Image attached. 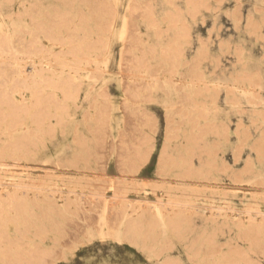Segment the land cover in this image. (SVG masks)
<instances>
[{"label": "rangeland", "instance_id": "rangeland-1", "mask_svg": "<svg viewBox=\"0 0 264 264\" xmlns=\"http://www.w3.org/2000/svg\"><path fill=\"white\" fill-rule=\"evenodd\" d=\"M263 180L264 0H0V264H264Z\"/></svg>", "mask_w": 264, "mask_h": 264}, {"label": "bare ground", "instance_id": "bare-ground-1", "mask_svg": "<svg viewBox=\"0 0 264 264\" xmlns=\"http://www.w3.org/2000/svg\"><path fill=\"white\" fill-rule=\"evenodd\" d=\"M153 1H154V0H153ZM43 2H44V1H43ZM116 2H117V1H116ZM129 2H130V1H129ZM150 3H151V2H150ZM39 5H41V4H39ZM165 6H167V5H165ZM40 7H41V6H40ZM43 8H44V7H43ZM43 8H42V9H43ZM115 8H116V7H115ZM32 9H33V8H32ZM45 9H46V8H45ZM35 11H36V10H35ZM35 11H31V12H35ZM191 11H192V10H191ZM40 12H41V11H40ZM115 14H116V13H115ZM34 15H35V14H34ZM124 19H125V18H124ZM38 21H39V20H38ZM38 23H39V22H38ZM31 24H32V22H31ZM34 24H35V22H34ZM36 25L38 26V24H36ZM36 25H35V26H36ZM39 25H40V24H39ZM125 25H126V24H124L123 26H125ZM41 26H42V25H40V27H41ZM121 27H122V26H121ZM35 28H36V27H35ZM123 28L126 29L125 27H123ZM36 29H37V28H36ZM36 29H35V30H36ZM44 30H45V29L42 28V32H40V33H45ZM43 31H44V32H43ZM31 34H32V33H31ZM34 35H35V34H34ZM41 35H42V34H41ZM31 36H32V35H31ZM43 37H46V36H43ZM37 38H38V37H37ZM44 39H46V38H44ZM36 40H37V39H36ZM12 41H13V40H12ZM5 44H6V43H5ZM9 44H10V42H9ZM12 44H13V43H12ZM10 47L13 48L12 46H10ZM95 48H96V47H95ZM34 49H35V48H34ZM69 50H70V49H69ZM30 51H31V50H30ZM35 51H36V50H35ZM37 51H38V50H37ZM71 51H72V50H71ZM73 51H74V49H73ZM74 52H75V51H74ZM35 53H36V52H35ZM39 53H40V51H39ZM42 53H43V52H42ZM37 54H38V53H37ZM67 54H68V52H67ZM71 54H72V53H71ZM32 55H33V54H32ZM35 55H36V54H35ZM46 55H47V54H46ZM74 55H76V53H75ZM30 56H31V55H30ZM33 56H34V55H33ZM39 56H41V54H40ZM42 57H43V55H42ZM31 58H32V56H31ZM31 58H30V59H31ZM37 58L39 59V57H37ZM44 58H45V57H44ZM48 58H49V57H48ZM30 59H28V61H33L32 59H31V60H30ZM35 59H36V58H35ZM38 59H37V60H38ZM41 59H42V58H41ZM97 59H98V58H97ZM51 60H52V59H51ZM41 61H42V60H41ZM41 61H40V62H41ZM94 61H95V60H94ZM38 62H39V60H38ZM48 62H49V61H48ZM53 62H54V60H53ZM44 63H45V61H44ZM41 64H42V63H41ZM41 64H40V65H41ZM20 65H21V64H20ZM47 65H48V64H47ZM50 65H52V64H50ZM37 66H39V65H37ZM97 66H98V65H97ZM17 67H18V66H17ZM33 67H34V66H33ZM40 67H42V66H40ZM64 67H65V66H64ZM102 67H104V66H102ZM26 68H27V67H26ZM35 69H36V68H35ZM38 69H39V68H38ZM42 69H43V68H42ZM95 69H96V68H95ZM99 69H100V68H99ZM105 69H106V68H105ZM31 70H32V69H31ZM39 70H40V69H39ZM96 70H97V69H96ZM101 70H102V69H101ZM103 70H104V68H103ZM35 71L37 72L38 70H35ZM35 71H34V72H35ZM99 71H100V70H99ZM15 72H16V71H15ZM28 72H29V71H28ZM95 72H96V71H95ZM102 72H104V71H102ZM37 73H38V72H37ZM97 73H98V72H97ZM25 74H26V73H25ZM35 74H36V73H35ZM15 75H16V74H15ZM37 75H38V74H36L35 76H37ZM39 75H41V74H39ZM73 75H75V74H73ZM26 76H27V75H26ZM26 76H25V77H26ZM32 76H33V74H32ZM32 76L30 77V75H29V78L31 79ZM41 76H42V75H41ZM76 76H78V75H76ZM33 77H34V76H33ZM17 78H18V77H17ZM164 78H165V77H164ZM184 78H185V77H184ZM184 78H183V79H184ZM187 78H188V77H187ZM200 78H201V77H199V79H200ZM34 79H35V78H34ZM41 79H42V78H41ZM201 79H202V78H201ZM20 80H21V79H20ZM74 80H75V79H74ZM143 80H144V79H143ZM149 80H150V79H149ZM37 81H38V80H37ZM37 81H36V82H37ZM185 81H186V80H185ZM190 81H191V80H190ZM18 82H19V81H18ZM157 82H158V81H157ZM195 82H196V81H195ZM197 82H199V81H197ZM16 83H17V82H16ZM22 83H23V81H22ZM24 83H25V82H24ZM185 83H186V82H185ZM32 84H33V83H32ZM145 84H146V83H145ZM156 84H157V83H156ZM158 84H159V83H158ZM186 84H187V83H186ZM194 84H195V83H194ZM20 85H21V84H20ZM27 85H28V84H27ZM34 85H36V84H34ZM34 85H33V86H34ZM146 85H147V84H146ZM190 85H191V83H190ZM192 85H193V84H192ZM195 85H196V84H195ZM149 86H150V85H149ZM158 86H159V85H158ZM198 86H199V85H198ZM198 86H197V87H198ZM242 86H243V85H242ZM147 87H148V86H147ZM193 87H194V86H193ZM36 88H37V87H36ZM145 88H146V87H145ZM158 88H159V87H158ZM187 88H188V87H187ZM204 88H205V87H204ZM204 88H203V89H204ZM20 89H21V88H20ZM69 89H70V88H69ZM134 89H135V88H134ZM148 89H149V88H148ZM148 89H147V90H148ZM64 90H66V89H64ZM197 90H199V88H198ZM204 90H205V89H204ZM33 91H34V90H33ZM74 91H76V89H74ZM74 91H73V92H74ZM148 91H149V90H148ZM188 91H190V90H188ZM205 91H206V90H205ZM205 91H204V92H205ZM250 91H251V90H250ZM65 92H66V91H65ZM68 92H69V91H68ZM77 92H79V91H77ZM142 92H143V91H142ZM180 92H181V91H180ZM186 92H187V91H186ZM245 92H246V91H245ZM251 92H252V91H251ZM34 93H37V92L34 91ZM247 93H249V92H247ZM252 93H253V92H252ZM147 94H148V93H147ZM206 94H207V93H206ZM253 95H254V94H253ZM253 95H252V96H253ZM67 96H68V95H67ZM76 96H77V95H76ZM188 96H189V95H188ZM188 96H187V97H188ZM200 96H201V95H200ZM68 97H69V96H68ZM187 97H186V98H187ZM37 98H39V96H38ZM71 98H72V97H71ZM78 98H79V97H78ZM146 98H147V97H146ZM253 98H254V97H253ZM33 100H34V98H33ZM71 100L73 101V98H72ZM34 101H35V100H34ZM37 101H38V100H36V102H37ZM191 101H192V100H191ZM39 102H40V101H39ZM34 103H35V102H34ZM145 103H146V102H145ZM35 104H36V103H35ZM35 106H36V105H35ZM182 106H183V104H182ZM182 106H181V107H182ZM37 108H38V107H37ZM166 110H167V109H166ZM182 110H183V109H182ZM187 111H188V110H187ZM191 111H192V110H191ZM144 113H146V112H144ZM40 120H41V119H40ZM40 120H39V121H40ZM33 121L35 122V120H33ZM34 122H33V123H34ZM42 123H43V121H42ZM34 124L36 125L37 122L34 123ZM35 125H34V126H35ZM40 127H41V126H40ZM43 127H44V125H42V128H43ZM37 128H39V127H37ZM37 130H38V129H37ZM34 131H35V130H34ZM39 131H40V130H39ZM43 134H44V132H43ZM32 136H33V135H32ZM29 138H32V137H29ZM30 141H31V140H30ZM18 142H19V139H17V143H18ZM33 142H34V141H33ZM17 143H16V144H17ZM32 144H33V143H32ZM19 145H20V144H19ZM16 149L18 150L19 148H16ZM20 150H21V146H20ZM16 153H17V152H16ZM42 171H43V170H42ZM43 172H44V171H43ZM251 173H253V172H251ZM45 174H46V173H45ZM249 174H250V173H249ZM33 175H34V174H33ZM250 175H251V174H250ZM258 175H259V174H258ZM46 176H47V175H46ZM248 176H249V175H248ZM255 176H256V175H255ZM70 177H71V176H70ZM70 177H69V178H70ZM252 177H253V175H252ZM72 178H73V177H72ZM249 178H250V177H249ZM246 180H248V179H246ZM252 180H253V179H252ZM261 180H262V179H261ZM261 180H260V181H261ZM242 181H243V180H242ZM250 181H251V180H250ZM254 181H257V180H254ZM258 181H259V180H258ZM260 181L258 182V184L260 183ZM240 182H241V180H240ZM263 182H264V180H263ZM237 183H239V181H238ZM254 183H255V182H254ZM22 185H23V184H22ZM250 185H253V184H250ZM3 186H4V185H3ZM17 186H18V185H17ZM19 186H21V185H19ZM33 186H34V185H33ZM248 186H249V185H248ZM256 186H257V185H256ZM258 186H260V184H259ZM262 186H263V185H262ZM27 187H28V186H27ZM251 187H252V186H251ZM251 187H250V189H251ZM253 187H254V186H253ZM260 187H261V186H260ZM20 188H21V187H20ZM23 188H24V187H23ZM25 188H26V186H25ZM31 188L33 189L32 186H31ZM263 188H264V187H263ZM36 189H37V187H36ZM234 189H235V188H234ZM246 189H248V188H246ZM34 190H35V189H34ZM39 190H40V189H39ZM41 190H43V188H42ZM44 190H45V189H44ZM237 190H238V189H237ZM244 190H245V189H244ZM252 190H253V189H252ZM257 190H258V189H257ZM52 191H53V190H52ZM254 191H255V190H254ZM254 191H253V192H254ZM260 191H261V190H260ZM232 192H233V191H232ZM238 192H239V191H238ZM241 192H243V191H241ZM245 192H246V191H245ZM251 192H252V191H251ZM251 192H250V193H251ZM256 192H258V191H256ZM20 193H21V192H20ZM72 193H73V192H72ZM262 193H263V192H262ZM225 194H226V192H225ZM225 194H224V195H225ZM233 194H234V193H233ZM17 196H19V195H17ZM17 196H16V197H17ZM23 196H24V195H23ZM25 196H26V195H25ZM27 196H28V194H27ZM27 196H26V197H27ZM32 196H33V194H32ZM227 196H228V195H227ZM257 196H258V195H257ZM261 196H262V195H261ZM19 197H20V196H19ZM224 197H225V196H224ZM233 197H234V196H233ZM226 198H227V197H226ZM234 198H236V197H234ZM234 198H233V199H234ZM263 198H264V196H263ZM13 199H15V198H13ZM13 199H12V200H13ZM19 199H21V198H19ZM23 199H24V198H22V200H23ZM25 199H26V198H25ZM60 199H61V198H60ZM222 199H223V198H222ZM62 200H63V198H62ZM62 200H60V201H62ZM238 200H240V199H238ZM241 200H242V199H241ZM249 200H250V199H249ZM261 200H262V198L260 199V201H261ZM229 201H230V200H229ZM262 201H263V200H262ZM262 201H261V202H262ZM15 202H16V199H15ZM20 202H21V201H20ZM143 202H146V201L143 200ZM225 202H226V201H225ZM63 203H64V202H63ZM63 203H62V205H63ZM120 203H121V202H120ZM240 203H241V202H240ZM68 204H69V203H68ZM71 204H72V203H71ZM249 204H250V203H249ZM119 205H121V204H119ZM222 205H223V203H222ZM244 205H245V204H244ZM60 206H61V205H60ZM69 206L71 207L70 204H69ZM240 206H241V205H240ZM253 206H254V205H253ZM259 206H260V205H259ZM73 207H75V206H73ZM217 207H218V206H217ZM154 208H155V207H154ZM242 208H243V207H242ZM217 209H219V208H217ZM217 209H216V210H217ZM234 209H235V208H234ZM243 209H244V208H243ZM246 209H247V210H250V208L248 209V207H246ZM222 210H223V209H222ZM226 210H227V209H226ZM232 210H233V209H232ZM153 211H154V210H153ZM229 211H230V210H229ZM252 211H256V210H252ZM257 211H259V210L257 209ZM125 212H126V211H125ZM151 212H152V211H151ZM177 212H179V211H176V212L174 211L173 213L175 214V213H177ZM189 212H190V211H189ZM237 212H238V211H237ZM244 212H245V213H248V212H246L245 210H244ZM191 213H192V211H191ZM194 213H195V212H194ZM239 213H240V211H239ZM249 213H250V212H249ZM252 213H254V212H251V214H252ZM256 213L259 214L258 212H256ZM256 213H254L255 216H256ZM263 213H264V212H263ZM145 214H146V213H145ZM152 214H154V213H152ZM188 214H189V213H188ZM212 214H213V213H212ZM221 215H222V213H221ZM128 216H129V215H128ZM191 216H192V214H191ZM215 216H216V213H215ZM215 216H214V217H215ZM219 216H220V213H219ZM222 216H223V215H222ZM222 216H220V217H222ZM226 216H227V215H226ZM230 216H231V215H230ZM230 216H229V217H230ZM240 216H241V215H240ZM217 217H218V216H217ZM227 217H228V216H227ZM249 217H250V216H249ZM123 218H124V215H123ZM176 218H177V217H176ZM189 218H190V217H189ZM215 218H216V217H215ZM225 218H226V217H225ZM244 218H245V217H244ZM124 219H125V218H124ZM154 219H155V218H154ZM156 219H157V218H156ZM158 219H159V218H158ZM177 219H178V218H177ZM210 219H211V218H210ZM213 219H214V218H212L211 220H213ZM234 219H235V218H234ZM238 219H239V217H238ZM238 219H236V220L238 221ZM256 219H257V218H256ZM262 219H263V217H262ZM226 220H227V218H226ZM236 220H235V222H236ZM241 220H242V219H241ZM251 220H255V219H252V218H251ZM189 221H190V220H189ZM260 221H261V220H260ZM262 221H263V220H262ZM213 222H215V221H213ZM213 222H212V223H213ZM225 222H226V221H225ZM239 222H240V221H239ZM250 222H251V221H250ZM253 222H254V221H253ZM255 222H256V220H255ZM189 224H190V223H189ZM238 224H239V223H238ZM252 224L255 225V223H252ZM260 224H261V223H260ZM240 225H241V224H240ZM236 226H237V225H236ZM238 226H239V225H238ZM238 226H237L236 229H238ZM255 227H256V226H255ZM260 227H261V226H260ZM240 228H241V227H240ZM256 228H257V227H256ZM261 228H263V227H261ZM243 229H245V228H243ZM246 229H247V228H246ZM248 229H250V227H248ZM252 229H253V228H251V230H252ZM263 229H264V228H263ZM239 230H240V229H239ZM240 231H241V230H240ZM240 231H239V232H240ZM245 231H248V230H245ZM253 231H255V230H253ZM260 231H261V230H260ZM241 233H242V232H241ZM258 233H259V231H258ZM239 234H240V233H239ZM246 234H247V233H246ZM249 234H250V233H249ZM251 234H252V233H251ZM262 235H263V234H262ZM242 236H243V235H242ZM246 236H247V235H246ZM251 236H252V235H251ZM256 236H257V235H256ZM243 237H244V236H243ZM247 237H248V236H247ZM253 237H254V236H253ZM243 239H244V238H243ZM258 239H259V238H258ZM260 239H261V238H260ZM252 240H253V238H252ZM252 240L249 238V242L252 241ZM263 240H264V239H263ZM246 241H247V240H246ZM213 242H214V241H213ZM260 242H261V240H260ZM251 243H252V242H251Z\"/></svg>", "mask_w": 264, "mask_h": 264}]
</instances>
